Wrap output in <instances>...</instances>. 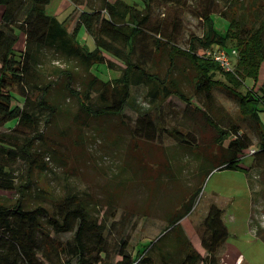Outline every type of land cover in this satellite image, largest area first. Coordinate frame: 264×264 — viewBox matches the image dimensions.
Here are the masks:
<instances>
[{
    "label": "trees",
    "instance_id": "1",
    "mask_svg": "<svg viewBox=\"0 0 264 264\" xmlns=\"http://www.w3.org/2000/svg\"><path fill=\"white\" fill-rule=\"evenodd\" d=\"M49 1L0 0L3 7L0 14V127L8 129L0 130V192L16 195L13 202H7L10 199L0 195V264H154V250L161 264H219L216 253L229 235L222 208L209 204L200 224L199 239L204 254L194 247L180 224L192 210L199 190L193 192L190 199L183 198L180 210L167 217L161 234L139 247L135 254L128 250V237L121 238L115 247L117 260L104 234L106 222L99 218L93 203L86 197L65 188L62 196L52 199L48 190L39 188L35 193L51 200V204L29 201L33 195V170L41 172L48 168L44 161L46 154L35 146L42 136L39 125L42 121L48 122L56 110L50 98L55 82L39 69V54L43 49H52L67 63L65 69L55 67L53 72L65 77L62 88L76 99L77 117L122 118L132 87L144 85L149 102H165L175 96L187 105L186 111L190 107L194 108L193 113L198 110L216 131L215 142L220 146L226 144V153L219 159L214 157L217 164L212 169H236L251 140L240 132L237 123L226 128L219 120V124L215 121L214 89L219 81L212 79L210 72L225 74L229 86L223 90L237 105L239 117L250 120L259 133V149L250 154L257 159L264 157V124L258 114L259 110H264V80L259 79L262 65L264 67V0H254V8L250 7L254 11V22L250 25L245 24L239 14L243 0H230L220 12V17L227 21L223 33L216 29L212 12L203 9L202 34L190 35L186 47L179 46L173 39L179 30V19H173L171 27L151 21L154 1L173 0H144L143 9L122 0L113 3L102 0L91 12L80 14L72 31H68L64 22L47 14L45 7ZM82 28L90 37L91 45L77 40ZM147 39H151L156 54L166 56L167 70L163 76L148 66L152 51L144 47ZM138 47L140 51L136 53ZM213 47L237 51L232 70L223 69L206 53ZM107 55L123 66L119 77L104 81L93 73V68L101 65L111 70L116 68ZM179 59L186 61L192 72L190 84L201 106L192 103V98L174 76ZM71 63L81 72L77 89L73 87L74 73L68 67ZM247 79L251 83L242 92L241 85ZM17 96L22 98L20 104L15 103ZM134 123L135 135L154 140L165 132L191 148L190 134L157 126L146 114L134 119ZM19 161L21 166L17 168ZM63 232H74L72 239L62 242L53 237Z\"/></svg>",
    "mask_w": 264,
    "mask_h": 264
},
{
    "label": "rangeland",
    "instance_id": "2",
    "mask_svg": "<svg viewBox=\"0 0 264 264\" xmlns=\"http://www.w3.org/2000/svg\"><path fill=\"white\" fill-rule=\"evenodd\" d=\"M130 1L143 9L142 0ZM60 2L61 0H50L45 9L47 13L63 20L67 13H63L62 9L68 2L65 0L67 5ZM229 2L230 0L154 1L151 21L153 24L160 22L161 25L171 27V21L179 19V30L173 39L179 46L186 47L190 35L202 34L200 15L203 9L212 12L211 16L220 33L226 31L227 21L220 17V12L226 9ZM252 5L254 0H243V8L239 9L245 24L254 22V11L250 9L254 8ZM2 10L0 5V14ZM82 31L77 37L79 42L87 38ZM144 47L152 51L148 66L158 70L162 76L165 75L166 56L163 53L156 54L151 39H147ZM225 50L229 52L231 49ZM139 51L138 47L136 53ZM39 57V69L55 82L50 98L56 110L48 122L42 121L39 125L42 136L35 146L46 154L44 161L48 168L32 172L31 203L51 204V200L35 193L39 188L48 190L52 199L62 196L65 188L86 197L93 203V210L99 214V218L106 222L104 234L109 241L113 258L117 260L119 256L115 255V247L121 238L128 237V250L135 254L137 248L161 234L167 225V217L180 210L181 200L190 199L193 192L199 190L192 210L180 220L190 240L200 241V224L209 204L215 203L222 208V218L229 225V260L224 262L264 264V230L260 228H264V157L257 159L256 155L250 154L251 150L259 149L260 137L250 120L245 121L239 117L237 105L223 90L229 86L225 74L215 70L210 72L212 79L219 81L214 89L215 121L218 123L219 120L221 126L226 128L237 123L240 132L250 138L251 145L239 159L238 168L218 170L212 169L217 164L214 157L219 159L226 153V144L220 146L215 142L216 131L206 123L198 110L195 109L193 113L194 108L190 107L191 111H186L187 105L175 96H170L165 102H149L146 99V87L139 85L132 87L122 118L77 117L76 99L62 88L65 77L59 72H53L55 67L65 69L67 63H63L52 49H43ZM106 57L115 63L116 68L111 70L102 65L93 68V73L104 81L119 77L123 66L113 57ZM71 65L68 67L74 73L73 87L77 89L80 88L81 72L75 69L74 63ZM173 73L181 82L183 91L192 98V103L201 106L199 97L193 94L190 84L192 72L187 62L179 59ZM259 79L264 80L263 65ZM250 83L251 80L247 79L240 91L245 92ZM20 102L22 98L17 96L15 103ZM141 114L156 121L157 126L170 130L176 128L186 135L190 134L191 148L178 143L165 132L154 140L133 134L136 126L134 119ZM258 114L264 124V110H259ZM0 130L8 131L6 127H0ZM16 166L19 168L21 162H17ZM22 166L26 168L25 163ZM213 193L217 194L218 198L214 199L216 202L210 200L207 204ZM0 195L9 198L10 201L7 202L16 199L15 194L0 192ZM228 198L229 207H226ZM73 233L63 232L53 234V237L65 242L72 239ZM152 257L154 264H161L155 250ZM218 263L220 264V260Z\"/></svg>",
    "mask_w": 264,
    "mask_h": 264
},
{
    "label": "crops",
    "instance_id": "3",
    "mask_svg": "<svg viewBox=\"0 0 264 264\" xmlns=\"http://www.w3.org/2000/svg\"><path fill=\"white\" fill-rule=\"evenodd\" d=\"M66 1L68 2V5L65 2V0H61V2H60L62 5L63 4H66L67 5L66 7H63V9H62L63 13H67L66 14V17L63 20H59V19L58 20L64 22V24L67 27L68 31H72L74 29V26H75V24H76V22H77V20H78V18L80 16V14L83 11L91 12L94 8H97L100 5V3L102 2V0H66ZM107 1L113 3L115 0H107ZM122 1H124L126 3H129V4H134V2H132L130 0L129 1L122 0ZM142 3H144V0H142ZM134 5H136V4H134ZM47 14H49V13H47ZM49 15L55 16L53 14H49ZM81 31L86 34L87 38L84 41H81L80 43L81 44L91 45L92 44V41H91L90 37L87 35L86 31L83 28L79 30L78 36L80 35ZM233 59H235V57ZM251 192L254 193L255 191H251ZM217 198H218L217 197V194L216 193H213L211 195V197H209V199L207 201V204H208V202L210 200H213V201L216 202V200H214V199H217ZM263 200H264V198H263ZM230 201H233V200L230 199ZM226 207H229V198L226 199ZM260 228L264 230V228L262 226H260ZM259 231H261V230H259ZM228 232H229V225H228ZM229 236H230V234L228 235V237ZM228 237L226 238V240H225L222 248L217 253V256H218V258L220 260V264H227L224 261L229 260V241L227 240ZM192 244L194 245V247L199 252H201L202 254L205 253L204 250H203V248L200 245V241H198V242L192 241ZM227 262H229V261H227Z\"/></svg>",
    "mask_w": 264,
    "mask_h": 264
},
{
    "label": "built area",
    "instance_id": "4",
    "mask_svg": "<svg viewBox=\"0 0 264 264\" xmlns=\"http://www.w3.org/2000/svg\"><path fill=\"white\" fill-rule=\"evenodd\" d=\"M209 56L213 58L214 61H216L220 67H222L225 70H232L233 68V58L236 56L237 51L235 49H231L229 52L226 51L224 48L220 47H213L208 49L206 52ZM254 150H251L250 153H253Z\"/></svg>",
    "mask_w": 264,
    "mask_h": 264
}]
</instances>
